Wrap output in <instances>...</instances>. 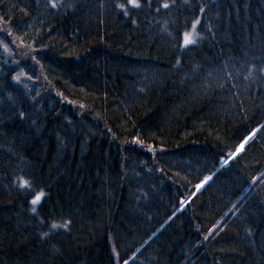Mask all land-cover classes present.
I'll return each mask as SVG.
<instances>
[{"label":"trees","instance_id":"obj_1","mask_svg":"<svg viewBox=\"0 0 264 264\" xmlns=\"http://www.w3.org/2000/svg\"><path fill=\"white\" fill-rule=\"evenodd\" d=\"M0 264H264V0H0Z\"/></svg>","mask_w":264,"mask_h":264},{"label":"snow or ice","instance_id":"obj_2","mask_svg":"<svg viewBox=\"0 0 264 264\" xmlns=\"http://www.w3.org/2000/svg\"><path fill=\"white\" fill-rule=\"evenodd\" d=\"M186 42H191L189 37H186ZM55 227V225H54Z\"/></svg>","mask_w":264,"mask_h":264},{"label":"rangeland","instance_id":"obj_3","mask_svg":"<svg viewBox=\"0 0 264 264\" xmlns=\"http://www.w3.org/2000/svg\"><path fill=\"white\" fill-rule=\"evenodd\" d=\"M239 151V149L237 150V152Z\"/></svg>","mask_w":264,"mask_h":264}]
</instances>
